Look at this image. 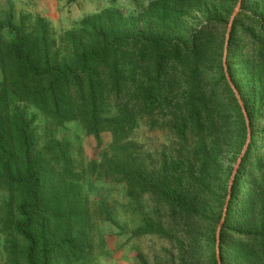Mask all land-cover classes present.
I'll return each instance as SVG.
<instances>
[{
    "label": "trees",
    "instance_id": "trees-1",
    "mask_svg": "<svg viewBox=\"0 0 264 264\" xmlns=\"http://www.w3.org/2000/svg\"><path fill=\"white\" fill-rule=\"evenodd\" d=\"M238 2L242 10L225 50L227 22ZM7 7L0 11V190L16 198L11 234L23 248L21 264H56L63 253H81L77 237L68 239L77 227L61 222L65 215L77 219L72 199L63 207L70 185L62 194L44 187L49 152L61 168L58 176L71 174L70 145L55 141L41 152L24 105L40 110L49 125L79 120L99 143L103 132L111 134L114 148L103 167L127 186L139 234L172 236L177 223L200 224L210 231L207 264H219L217 246L221 264L227 254L235 264H264V168L250 157L255 124L264 115V0H156L144 18L128 23L117 11H105L64 35L59 48L42 17L16 19ZM196 12L203 22L183 33L179 28ZM140 123L165 141L148 161L130 141ZM248 133L238 171L249 167V185L242 193L235 176L229 196L227 189L220 196L215 183L222 158L240 152ZM143 197L152 205H143ZM10 212L7 205L6 218ZM49 222L63 231L68 248L51 238ZM180 264H189L185 256Z\"/></svg>",
    "mask_w": 264,
    "mask_h": 264
},
{
    "label": "rangeland",
    "instance_id": "rangeland-1",
    "mask_svg": "<svg viewBox=\"0 0 264 264\" xmlns=\"http://www.w3.org/2000/svg\"><path fill=\"white\" fill-rule=\"evenodd\" d=\"M155 1L0 0V11L6 10L9 4L16 19L28 17L33 20L36 16L42 17L49 27L55 47L59 48L63 41L62 37L71 32L77 33L81 29L83 21L87 19L101 15L105 11H117L122 16L123 22L128 23L129 19L144 18L145 10ZM237 4L233 6L232 13ZM227 7L228 10L231 9L230 5ZM241 10L239 6L237 14ZM231 15L227 22L225 45L226 43L228 45L226 35ZM202 22L201 13H192L184 20L182 29H179L187 34ZM30 23L27 20V24ZM3 36H6V33ZM2 77L0 70V81ZM227 78L233 91L237 92L238 97L236 96V98L242 108L243 115L245 113L244 122L246 123L247 112L243 102L236 87L228 76ZM24 109L33 121L35 134L39 139L38 149L41 152H45L44 147L47 143H54L55 141L70 145L69 154L73 163L71 174L60 178L58 174L61 168L55 164L53 154L49 152L48 160L50 161L51 173L45 177L44 187L45 190L51 188L49 190H58L62 194L65 190L63 188L70 185L66 188L68 201L63 203V207L72 199V211L77 213V219L74 220L65 215L61 222L63 224L68 223L70 227L75 224L77 227L69 233L68 239L77 237L74 247L81 253L78 257L72 256L70 251L63 253L64 258L58 259L56 264H180L182 256L187 258L189 264H207L206 235L210 231H203V225L198 224L200 229H197L191 224L186 226L183 223H177L172 229L170 228L172 236L148 232L139 234L136 231L139 221L137 213H134L133 200L130 198L127 186L107 174L103 167L105 157L112 154L114 148L111 145L112 136L109 132L101 134L102 142L99 143L93 135H88L85 132L81 122L77 119L59 126H53L49 125L45 116L37 108L24 105ZM263 116L262 120L255 124L258 138L255 140L256 146L250 157L258 159L259 164L264 168ZM130 141L136 143L137 150L140 151L141 156L146 161H148V157L153 153L155 147L165 142L160 132L149 130L144 123H140L133 130ZM247 142L250 143L248 134L245 143ZM244 146L245 144L240 152H230L222 158V177L220 183H215L221 189L220 196L223 195L224 189H227V197L229 196V188L230 186L233 187L235 176L241 181L242 193L249 185L252 175L249 167H245L243 173L238 171L239 164L236 167L239 156L246 151ZM253 162V160L250 161V166ZM15 203L16 198H12L11 194L0 190V264H21L19 253L23 248L11 234V224L16 220ZM142 204L151 206L150 197H143ZM7 205L11 211L8 218L5 217L4 213ZM262 208L264 210V204ZM213 210L209 211V214H213ZM200 217H203V213L200 214ZM49 223L47 225L52 227L51 229L48 227L47 232L50 233L51 238L56 236L67 244L66 237L62 239L63 231H54L53 223ZM163 223L168 225L166 219H163ZM219 225L220 222L217 226V232L221 227ZM66 244L65 246L68 248V244ZM55 255H57V250ZM251 263L256 264L253 261ZM225 264H235L230 254L226 255Z\"/></svg>",
    "mask_w": 264,
    "mask_h": 264
},
{
    "label": "water",
    "instance_id": "water-1",
    "mask_svg": "<svg viewBox=\"0 0 264 264\" xmlns=\"http://www.w3.org/2000/svg\"><path fill=\"white\" fill-rule=\"evenodd\" d=\"M240 6V2L237 4V7L235 8V10H234V12L232 13V15H231V18H230V21H229V25H228V31H227V35H226V37H227V40H228V37H229V32H230V28H231V25H232V22H233V19H234V17L236 16V14H237V12H238V7ZM227 49V43H226V45H225V50ZM224 66H225V59H224ZM234 92H235V95L237 96V92L234 90ZM238 97V96H237ZM244 115H245V113H244ZM246 117V116H245ZM246 123H247V127H248V120H247V118H246ZM248 136H250V134L248 133ZM247 145H248V142L245 144V146H244V150L247 148ZM243 150V151H244ZM241 156L242 155H240L239 156V158H238V160H237V165H236V167H238V164L240 163V160H241ZM230 188H231V186H230ZM230 188H229V191H230ZM228 201V200H227ZM226 201V202H227ZM222 222V221H221ZM221 225V224H220ZM219 225V226H220ZM217 239H218V235H217ZM216 251H217V259H218V263L220 264V262H219V255H218V246L216 247Z\"/></svg>",
    "mask_w": 264,
    "mask_h": 264
},
{
    "label": "bare ground",
    "instance_id": "bare-ground-1",
    "mask_svg": "<svg viewBox=\"0 0 264 264\" xmlns=\"http://www.w3.org/2000/svg\"><path fill=\"white\" fill-rule=\"evenodd\" d=\"M138 11V10H137Z\"/></svg>",
    "mask_w": 264,
    "mask_h": 264
}]
</instances>
